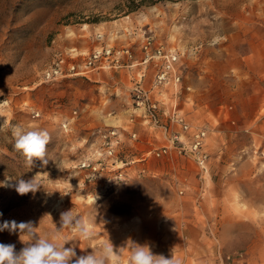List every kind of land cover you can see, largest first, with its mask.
<instances>
[{"label":"rangeland","instance_id":"obj_1","mask_svg":"<svg viewBox=\"0 0 264 264\" xmlns=\"http://www.w3.org/2000/svg\"><path fill=\"white\" fill-rule=\"evenodd\" d=\"M258 14L264 0H0V181L41 185L24 195L0 186V223L30 221L38 236L59 230L54 242L67 237L77 256L111 243L119 264H129L135 245L174 264H264V79L224 72L228 56L242 66L248 19ZM144 30L179 56L180 88L167 85L155 97L206 129V169L178 151L190 134L166 115L161 122L181 142L153 154L170 142L133 113L142 64L43 79L58 53L82 54L81 62L99 43L142 55ZM151 79L150 70L147 86ZM14 126L49 133L47 165H27ZM112 129L117 135L103 136ZM69 210L90 238L62 228ZM21 239L0 232L16 251L26 246Z\"/></svg>","mask_w":264,"mask_h":264},{"label":"built area","instance_id":"obj_2","mask_svg":"<svg viewBox=\"0 0 264 264\" xmlns=\"http://www.w3.org/2000/svg\"><path fill=\"white\" fill-rule=\"evenodd\" d=\"M142 68L139 70L138 76L131 88L132 107L135 116L141 118L143 124L150 127L162 128L168 136L170 144L154 150L153 154L158 157L170 151L176 143L181 142L180 136L175 132L171 133L167 124L161 122V115H166L170 124H175L185 133L190 134V142L187 146L181 145L178 151H187L201 170L207 166V152L204 149L206 129L192 125L182 112L173 105L172 108L163 109L161 100L155 97V93L163 86L170 85L177 88L181 85V68L179 64V56L176 52L164 48L162 45H156L153 37L142 32ZM100 37V35H98ZM82 54H62L56 55L53 63L44 70L43 79L45 81H53L64 77L86 75L89 71L95 69H111L123 66H132L135 61L131 50L128 47L115 48L108 44H104L99 48L92 49L89 53L83 54L81 62L77 61ZM127 58L130 63L124 61ZM149 68L153 69L151 84L147 86L145 80L148 75ZM133 121V116H131ZM117 135L116 130H110L103 136ZM132 136H136V132H132ZM118 140H116V143ZM107 153L113 152V146H108ZM150 153V152H149Z\"/></svg>","mask_w":264,"mask_h":264},{"label":"clouds","instance_id":"obj_3","mask_svg":"<svg viewBox=\"0 0 264 264\" xmlns=\"http://www.w3.org/2000/svg\"><path fill=\"white\" fill-rule=\"evenodd\" d=\"M12 135L15 150L23 155L29 167L34 159L47 165V145L51 138L46 130L25 131L20 126H14ZM8 179L6 177L5 181H0V186H14L20 195L35 192L41 186L35 178L27 182L21 179L15 185H10ZM60 222L62 228L72 227L82 238L87 239L93 235L82 220L73 217L72 210L61 213ZM34 229L30 221L17 223L15 220H5L0 223V232L19 233L20 239L22 236L27 237V242L21 239L26 246L20 251H16L14 244L0 243V264H119V252L114 251L111 243L98 252L77 256L74 247H65L70 242L67 237L61 244L54 242L60 239L59 230L38 236ZM129 264H174V261L162 255H154L147 246L135 245L131 250Z\"/></svg>","mask_w":264,"mask_h":264},{"label":"crops","instance_id":"obj_4","mask_svg":"<svg viewBox=\"0 0 264 264\" xmlns=\"http://www.w3.org/2000/svg\"><path fill=\"white\" fill-rule=\"evenodd\" d=\"M246 12L250 13L251 10L248 9V10H246ZM248 22L253 23L254 28H251L250 38H247L248 49L246 51L242 52L241 54H239L240 58H238V59L241 60L242 66L236 65L235 57L229 58V56H228L227 64L225 66L224 72L228 73V74H230L232 72L233 74H235L237 71V74H239V75L248 76V78L251 80V82H254V81L258 82V81L264 79V17H262L261 14H258L257 16H254V17L250 16V18L248 19ZM255 27H256V29H255ZM101 46H102V44L99 43V45L96 46L95 48H99ZM136 48L138 49L139 45H137ZM142 57H143V54L141 55V53H138L137 55H135V62L130 67H134V65H141ZM124 61L129 62V60L127 58H124ZM179 64H180V59H179ZM126 67H129V66H126ZM141 68L142 67H140L138 69V72L135 73L136 74V75H134L135 80H136L138 73H139V70ZM150 70L153 73V69L149 68L148 71L150 72ZM125 84H127V83L125 82ZM180 86L181 85H179V88H180ZM116 88H118V87H116ZM162 88H163L162 90H164V88H166V86H163ZM159 99L162 102H166L163 95L161 97H159ZM163 99H164V101H163Z\"/></svg>","mask_w":264,"mask_h":264}]
</instances>
